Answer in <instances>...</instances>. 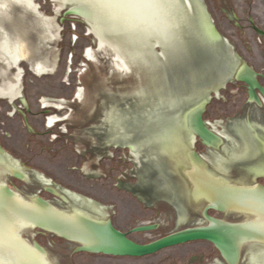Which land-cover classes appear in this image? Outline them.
I'll return each instance as SVG.
<instances>
[{
  "label": "snow or ice",
  "instance_id": "6c2138e0",
  "mask_svg": "<svg viewBox=\"0 0 264 264\" xmlns=\"http://www.w3.org/2000/svg\"><path fill=\"white\" fill-rule=\"evenodd\" d=\"M171 3H179L180 0H170ZM93 6L95 7H124V8H140V7H147L149 5H144V4H138V3H123V4H114V5H107V4H102L99 2V0H94ZM2 199V198H0ZM4 244V239L2 236H0V248L3 247Z\"/></svg>",
  "mask_w": 264,
  "mask_h": 264
}]
</instances>
